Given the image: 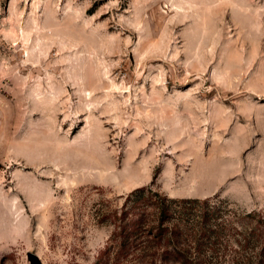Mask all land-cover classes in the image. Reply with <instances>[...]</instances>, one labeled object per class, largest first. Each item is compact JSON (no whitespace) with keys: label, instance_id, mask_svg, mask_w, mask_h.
I'll list each match as a JSON object with an SVG mask.
<instances>
[{"label":"rangeland","instance_id":"374dc122","mask_svg":"<svg viewBox=\"0 0 264 264\" xmlns=\"http://www.w3.org/2000/svg\"><path fill=\"white\" fill-rule=\"evenodd\" d=\"M150 183L224 199L214 264L259 249L264 0H0V264H94Z\"/></svg>","mask_w":264,"mask_h":264},{"label":"trees","instance_id":"16d2710c","mask_svg":"<svg viewBox=\"0 0 264 264\" xmlns=\"http://www.w3.org/2000/svg\"><path fill=\"white\" fill-rule=\"evenodd\" d=\"M223 201L216 194L171 196L151 183L136 186L122 194L119 207L102 211L100 220L112 222L113 228L94 264H214L236 229L223 217ZM244 215L250 230L239 242L253 243L252 250L259 246L254 255L247 252L244 264L252 256L264 264V219L256 210Z\"/></svg>","mask_w":264,"mask_h":264}]
</instances>
